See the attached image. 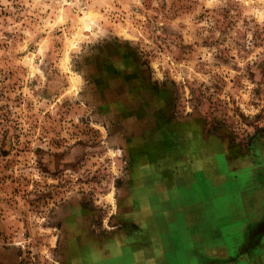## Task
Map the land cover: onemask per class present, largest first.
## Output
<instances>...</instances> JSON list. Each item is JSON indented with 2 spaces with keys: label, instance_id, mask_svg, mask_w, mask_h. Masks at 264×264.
Listing matches in <instances>:
<instances>
[{
  "label": "rangeland",
  "instance_id": "374dc122",
  "mask_svg": "<svg viewBox=\"0 0 264 264\" xmlns=\"http://www.w3.org/2000/svg\"><path fill=\"white\" fill-rule=\"evenodd\" d=\"M263 148L264 0H0V264L85 259L190 150Z\"/></svg>",
  "mask_w": 264,
  "mask_h": 264
},
{
  "label": "crops",
  "instance_id": "0c3cea01",
  "mask_svg": "<svg viewBox=\"0 0 264 264\" xmlns=\"http://www.w3.org/2000/svg\"><path fill=\"white\" fill-rule=\"evenodd\" d=\"M190 153V167L182 177L167 178L161 198L160 177H153L157 202L126 206L121 228L104 238L102 250H89L87 258L76 257L72 264H222V259L234 258L254 228L264 226V148L259 163L230 166L207 162L206 155L194 149ZM133 225L141 230L131 232ZM260 247L264 231L245 257Z\"/></svg>",
  "mask_w": 264,
  "mask_h": 264
},
{
  "label": "flooded vegetation",
  "instance_id": "af4514ba",
  "mask_svg": "<svg viewBox=\"0 0 264 264\" xmlns=\"http://www.w3.org/2000/svg\"><path fill=\"white\" fill-rule=\"evenodd\" d=\"M261 232L262 231L259 232L257 229H254V231H252V233L250 235V238L248 239L246 244H244L242 247L245 248V249H248L249 247H253V245H256L254 243L256 241L259 242V236H260Z\"/></svg>",
  "mask_w": 264,
  "mask_h": 264
},
{
  "label": "trees",
  "instance_id": "16d2710c",
  "mask_svg": "<svg viewBox=\"0 0 264 264\" xmlns=\"http://www.w3.org/2000/svg\"><path fill=\"white\" fill-rule=\"evenodd\" d=\"M257 230L260 232V231H264V226L263 225H260V227L257 228Z\"/></svg>",
  "mask_w": 264,
  "mask_h": 264
}]
</instances>
